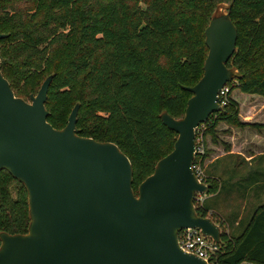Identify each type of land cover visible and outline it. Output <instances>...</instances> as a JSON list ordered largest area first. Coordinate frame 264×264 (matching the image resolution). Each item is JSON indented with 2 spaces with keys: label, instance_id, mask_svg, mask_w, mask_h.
<instances>
[{
  "label": "trees",
  "instance_id": "1",
  "mask_svg": "<svg viewBox=\"0 0 264 264\" xmlns=\"http://www.w3.org/2000/svg\"><path fill=\"white\" fill-rule=\"evenodd\" d=\"M48 1L52 14L38 23L36 12L0 4L2 17L19 24L17 29H0L5 33L0 37L1 71L14 93L26 98L40 75L30 76L27 70L44 63L41 73L52 75L45 101L47 120L54 127H63L69 107L78 103V133L113 141L127 154L137 193L157 160L173 147L177 133L163 123L161 113L184 114L192 92L183 85L194 84L202 75L208 50L204 30L223 0ZM229 2L227 10L237 28V40L226 64L239 72L235 81L231 77L227 82V102L202 122L203 151L196 155L204 168L208 193L219 185V179L204 167L211 153L208 143H221L227 150L231 146L222 137L230 128H221L220 123L257 133L264 129V120L240 116L234 94L238 90L264 99V0ZM63 47L69 52L58 57ZM259 174L264 175V170L256 171L252 183H257ZM253 208L240 233L221 230L213 254L216 262L264 264V202ZM195 212L216 215L204 198ZM29 223L26 186L8 169L0 168V233H25Z\"/></svg>",
  "mask_w": 264,
  "mask_h": 264
},
{
  "label": "water",
  "instance_id": "2",
  "mask_svg": "<svg viewBox=\"0 0 264 264\" xmlns=\"http://www.w3.org/2000/svg\"><path fill=\"white\" fill-rule=\"evenodd\" d=\"M204 33L203 72L183 85L192 92L184 114L161 113L177 133L173 147L137 193L127 154L113 141L78 133V103L63 127L47 120L51 74L26 99L14 93L0 59V168L24 183L30 212L27 232L0 233V264H207L180 248L177 232L197 226L215 240L221 233L211 217L195 212V195L207 185L191 163L196 128L220 110L218 91L232 76L226 62L237 28L229 10L213 14Z\"/></svg>",
  "mask_w": 264,
  "mask_h": 264
},
{
  "label": "rangeland",
  "instance_id": "3",
  "mask_svg": "<svg viewBox=\"0 0 264 264\" xmlns=\"http://www.w3.org/2000/svg\"><path fill=\"white\" fill-rule=\"evenodd\" d=\"M229 1L230 0H223V1L219 2V4L217 5V12L218 13L226 12L227 6L230 3ZM1 3H5L8 8L22 9L28 13L36 12L35 20L37 23L42 21L47 15L49 16L52 14V12H51L52 8H51V5L49 4L48 0H0V4ZM29 24L32 25V23H29ZM18 27H19V24L8 22L6 19H4L2 17V12H0V29L1 30L9 31L11 29H17ZM67 52H69V48L63 47L61 49V52L59 51V53H57V56L59 57V55H61L64 58L66 56ZM45 59H46V57L43 59V62H45ZM39 65L40 66L38 68L31 67L30 69L27 70V74L30 76H32L34 73H38L40 75L36 76V77H38V80H37L38 82L34 84V85H36V88L34 90H31V91L28 90L27 94L24 95V96H26V99H29V97H28L29 92H30V94L31 93L35 94L37 92V89L39 88L41 82L44 80V78L46 76V73H45L46 71H44L43 73H41V71H40L41 68L44 67V63H42V65L41 64H39ZM238 72H239V70L237 69V67H233L231 69V75H232L231 77L234 81L236 80V74ZM23 81L24 80H21V83ZM235 91L236 92H234V94L236 95V97H238V100H239L240 116L244 117V118L246 117V118H250V119L264 120V99L257 96V95H254V94H247V93L240 94L238 90H235ZM71 108H72V105L69 107V111ZM199 125H200L199 131L197 132L198 136L195 138L196 144L197 143L202 144L200 133H201L202 127L204 125H203V123H201ZM221 125H223V127H224L225 122H221L220 126ZM229 126H233L234 128H237L236 129L237 131H236L235 137H234L235 143H236V150H243L244 151V150L255 149L257 147H260V146H257V144L264 145V129L261 133L263 138L261 136H260V138H257V136L254 134V132H256V131L253 130L252 128H247V127L240 128V127H236L234 125H229ZM246 131L248 132L247 136H249V139L247 141H244ZM258 139H260L259 142H258ZM247 159L248 158H245L241 154H234L233 158H232L233 161L239 162L237 169L234 171V174H236L237 177H239V182H238L240 184L239 191L240 190L244 191L246 183L249 181H252V179L254 178V176L256 174V171L260 172V173H262V171H263L262 166H257L256 162L258 161V159H256V158H250L248 160ZM249 161H250V164H248ZM259 161H262V160L260 159ZM259 177H260L259 180L264 179L263 174H260ZM257 183H255V182L253 183L254 184L253 190H255L256 187H258L256 185L261 184V182H257ZM207 194H208V192L205 190L203 192V198H204V203L206 205H208L209 202H212L210 200V198H207ZM235 208H236V206H232V209H235ZM248 208L249 207H247V209ZM228 210L229 209H227L225 211L222 210V211L215 212L216 215L213 214L212 217L210 215H207V216L211 217V219L219 226L220 230L227 229V222H228V218L230 216V214L228 213L229 212Z\"/></svg>",
  "mask_w": 264,
  "mask_h": 264
},
{
  "label": "crops",
  "instance_id": "4",
  "mask_svg": "<svg viewBox=\"0 0 264 264\" xmlns=\"http://www.w3.org/2000/svg\"><path fill=\"white\" fill-rule=\"evenodd\" d=\"M220 127L222 128L223 125ZM224 127L230 128L229 133H222V137L230 142V149H224L221 143H208V147H211V153L206 159L204 167L207 173L219 179L217 190L207 194V198H210L212 201L209 202L208 207L210 211L215 212L229 209L228 213L230 216L228 218L226 230L232 234H238L248 222L252 210L254 209L253 207L264 202V179L259 180L260 177L256 179L257 182H261V185L256 187L255 190H253L254 184L252 181H249L246 183L244 191H239V177L234 174L239 162L233 161L232 158L234 154H241L248 159L256 158L258 159L256 162L257 166H262L264 170V145L257 144V146L260 147L244 151L236 150L234 137L237 128L229 126L226 123ZM247 134L248 132L246 131L244 141L249 139ZM254 134L257 138H260V136L262 137L261 133L254 132ZM259 140L260 139H258V142ZM260 159L262 161H259ZM248 164H250V161ZM232 206H236V208L232 209ZM247 207L249 208L247 209Z\"/></svg>",
  "mask_w": 264,
  "mask_h": 264
},
{
  "label": "built area",
  "instance_id": "5",
  "mask_svg": "<svg viewBox=\"0 0 264 264\" xmlns=\"http://www.w3.org/2000/svg\"><path fill=\"white\" fill-rule=\"evenodd\" d=\"M229 89V85L226 83L223 85L217 94L218 103L220 105V109L227 102V92ZM199 125L196 128V132L199 131ZM203 151V145L201 143H197L195 146V153L191 163V167L199 181L205 183V172L203 165L200 162L199 157L196 154L201 153ZM203 200V193L197 192L194 198V207L201 204ZM177 242L180 248L186 252L193 253L201 258H203L207 264H222L216 262L213 259V254L218 249V244L216 240L204 233L200 227L194 226H186L177 232ZM238 264H251L247 260H242Z\"/></svg>",
  "mask_w": 264,
  "mask_h": 264
}]
</instances>
